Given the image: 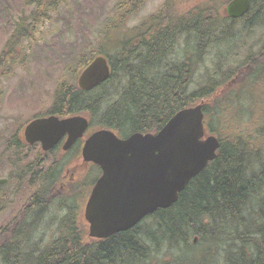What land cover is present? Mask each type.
Returning <instances> with one entry per match:
<instances>
[{
    "label": "trees",
    "instance_id": "obj_1",
    "mask_svg": "<svg viewBox=\"0 0 264 264\" xmlns=\"http://www.w3.org/2000/svg\"><path fill=\"white\" fill-rule=\"evenodd\" d=\"M60 1L33 0V3L39 7L38 16L43 18L44 12L54 9ZM145 2H116L110 14L111 24L103 25L114 31L109 41L112 55L102 50L91 51L88 56L77 58L75 65L79 74L93 58L104 56L111 67L110 78L89 92L81 91L76 83L58 85L55 109L59 114L83 115L88 117L91 127L113 131L117 136L125 131L128 135L155 134L185 108L203 102L207 117L209 108L220 109L230 101L231 88L226 78L222 82L217 78L218 65L226 61L223 54L218 52L217 71L207 78V85L193 91H189L191 65L183 60L178 62L174 56L179 41L192 37L197 45L193 49L199 55L215 49L203 46L212 32L219 29L216 21L187 18V14L175 12L168 3L151 15L147 23L124 32L120 38L119 26L137 14ZM262 54L258 52L248 58L246 66L237 71V79L242 83L252 80L247 79L248 70H258L264 60ZM100 88L106 92L101 94ZM217 139L220 146L213 161L189 182L170 208L156 210L136 227L104 243L83 249L82 245L62 242L43 251L37 259L30 255L18 258L22 251H17L18 246L11 242H19L8 239L3 229L0 264H136L159 251L165 256L163 264H199L201 254L186 252L194 248L192 244L210 239L214 255L210 254L205 264H218L214 263L216 250L224 252L222 264H264V157L243 138ZM33 200L42 202L38 196Z\"/></svg>",
    "mask_w": 264,
    "mask_h": 264
},
{
    "label": "rangeland",
    "instance_id": "obj_2",
    "mask_svg": "<svg viewBox=\"0 0 264 264\" xmlns=\"http://www.w3.org/2000/svg\"><path fill=\"white\" fill-rule=\"evenodd\" d=\"M117 1L61 0L54 9L44 12V17L41 18L36 12L39 7L33 0H0V178L11 179L0 190L5 196L2 205H19L32 193V189L28 191L26 188L30 177L21 175L25 164L17 165V171L16 166L12 167L7 163L9 154H5V141L10 132L32 117L46 113L58 85L64 83L72 86L76 83L80 71L75 72L77 58L84 54L88 56L87 54L95 50L112 55V43L109 41L113 39L114 31H109L103 25L111 24L110 19L113 17L110 14H113ZM200 1L146 0L137 14L119 26L118 35L121 38L124 32L144 25L165 4L170 3L175 12L185 14L192 11ZM100 29L102 39L99 35ZM259 29V26L256 27L258 31L255 33L254 30L246 39L251 48H215L202 55L193 48H176L174 56L178 62L183 60L191 65L189 91L207 85V78L217 71L215 64L218 62V52L226 57V61L218 65L220 67L217 78L220 82L226 78L231 88V99L220 109L209 108L203 121L205 133L223 140L235 137L248 140L255 149L258 148V155L264 157V68L261 67L264 60L258 70H248L247 79L252 80L242 83L237 79V71L246 66L248 58L258 52L264 53V48H257L260 45ZM107 38L108 43L103 41ZM6 63L9 65L5 66ZM221 85L223 87L222 83ZM104 92L106 91L100 88V93ZM211 102L212 100L209 104ZM18 116L22 120L17 124L11 122L12 118ZM127 133L125 131L122 136ZM34 154V151L28 150L22 152L26 164L33 159ZM88 173L91 185L98 176V170L90 168ZM7 220L8 214H1L0 227ZM192 245L194 248L186 253L199 256L201 254L199 264H205L210 259V254L214 255V243L211 239L210 242L203 241ZM216 252L217 259L214 258V263L222 264L224 252ZM183 255L186 257L185 253ZM164 262L163 251H159L136 264Z\"/></svg>",
    "mask_w": 264,
    "mask_h": 264
},
{
    "label": "water",
    "instance_id": "obj_3",
    "mask_svg": "<svg viewBox=\"0 0 264 264\" xmlns=\"http://www.w3.org/2000/svg\"><path fill=\"white\" fill-rule=\"evenodd\" d=\"M249 0H233L227 6L231 17L244 15ZM107 59L97 56L79 74L77 86L90 91L110 77ZM203 103L177 112L155 134L135 133L119 139L109 130L93 133L82 148V159L101 170L86 204L91 235L104 238L127 230L158 209L176 203L189 182L212 162L219 141L205 136ZM86 119L73 117L36 120L25 130V140L42 143L46 151L57 137L68 133L66 147L81 138ZM51 133L43 139L42 135Z\"/></svg>",
    "mask_w": 264,
    "mask_h": 264
},
{
    "label": "flooded vegetation",
    "instance_id": "obj_4",
    "mask_svg": "<svg viewBox=\"0 0 264 264\" xmlns=\"http://www.w3.org/2000/svg\"><path fill=\"white\" fill-rule=\"evenodd\" d=\"M232 1L201 0L192 11L185 13L187 18L197 17L199 20L216 21L218 24L219 29H216L214 33L212 32L208 41H205L203 48H251L247 45L246 39L254 30L255 33L258 31L256 30L258 26L261 35L260 45L257 48H264V0H249L248 11L237 18L231 17L227 12V6ZM186 17L183 16V18ZM251 20H255L256 23L250 22ZM177 45V48H197L195 37L188 41L183 39ZM8 65V63L5 64V66ZM55 100L56 93L53 94L46 113L36 115L28 122H23L17 126L10 132L9 138L5 141V154H9L7 163L9 166H16L17 171L19 170L17 165L25 164L21 175L30 177L26 188L28 191L32 189V193L19 205L10 203L2 205L5 196L0 193V215L8 214V220L0 227V233L4 229L8 234V239L13 238L19 242L11 243L18 246L17 251H22L17 256L21 260L26 255L37 259L43 251L62 242L82 245L83 249H88L91 245L104 243L139 224L104 238L91 235L90 222L85 215V210L91 190L101 176V172L94 164L83 161L81 153L85 141L90 135L98 131V128H92L88 117L83 115H74L72 112L59 114L55 109L57 105ZM75 116L86 118L89 125L82 137L68 147H66L69 138L68 133L57 137L55 143L46 151L42 149L40 141L31 144L26 142L25 130L33 121L48 118H56L62 121ZM20 120L22 117L18 116L12 118L11 122L17 124ZM50 135L51 133L43 134L42 138L46 139ZM25 150L35 152L33 159L28 164L25 163L26 158L22 155ZM90 168L98 170V176L91 185L88 173ZM9 179L0 178V190L11 182ZM35 196H38L40 200L42 199V202H34L33 197ZM147 217L143 218L140 223ZM19 247H21L20 250Z\"/></svg>",
    "mask_w": 264,
    "mask_h": 264
}]
</instances>
